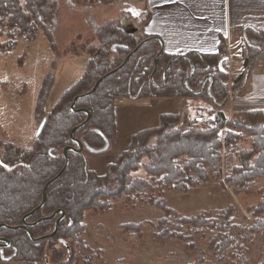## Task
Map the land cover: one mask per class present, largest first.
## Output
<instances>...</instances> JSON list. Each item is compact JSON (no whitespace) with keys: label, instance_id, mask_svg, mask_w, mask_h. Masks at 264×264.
Wrapping results in <instances>:
<instances>
[{"label":"trees","instance_id":"16d2710c","mask_svg":"<svg viewBox=\"0 0 264 264\" xmlns=\"http://www.w3.org/2000/svg\"><path fill=\"white\" fill-rule=\"evenodd\" d=\"M83 1L109 5L115 0ZM58 23L57 0H0V36L6 38L0 43V52L14 48L18 39L32 42L41 30L50 49L56 53ZM93 31L95 42L78 49L91 56L82 76L46 114L43 106L53 83L55 61L51 63V71L44 76L34 108V117L42 128L31 148L25 150L8 141H0V225H5L0 227V238L10 242L8 248H0V261L18 264H71L78 261L73 257L72 247L77 244L87 248L82 239L85 231L83 213L107 210L110 201L121 198L133 203L145 202L163 212L164 216L153 224L154 240L177 239L185 243V248L193 249V235L198 229L207 228L216 231L209 241V252L219 255L234 245L240 256L244 252L242 242L264 230V189L256 191L259 198L246 209L253 219L252 224L241 228L237 238L231 206L215 215L203 213L182 217L168 207L164 199L165 191L186 193L201 183L217 182L223 146H229L237 156L238 164L233 167L232 177L228 180L235 194L252 193L254 181L264 180V109L236 111L226 120L222 110L227 109L228 102L215 112H209L216 121L215 126L209 128L189 127L186 114L161 115L156 127L132 135L128 148L119 155L116 163L109 165L105 175H96L88 168L83 149L80 153L69 150L68 165L47 188L44 205L25 219L30 225L31 238L26 230L11 229L21 226L23 217L40 206L45 184L65 165L62 150L76 148L73 139L79 140L83 148L95 152L102 150L106 141L110 145L116 133L115 99L193 97L192 92L199 91L203 79L210 76L211 96L222 104L229 92L236 91L242 83L244 73L229 86L228 73L220 66L227 50L224 39L219 41L214 53L188 52L183 55L194 67L187 88L184 79L191 70L187 59L173 62L166 74L165 85L158 88L155 85L163 84L164 70L171 59L178 56L162 52L152 83L153 60L161 50L157 37L144 33L133 35L113 21L94 24ZM243 37L244 66L247 68L264 48V31L247 28ZM144 40L148 41L120 71L105 78L93 94L82 97L91 91L97 80L117 69ZM76 97H79L74 104L77 112L70 109ZM199 97L210 101L205 90ZM84 111L90 118L74 132L72 139V130L87 118ZM224 125L247 133L252 139L249 147H239L241 137L232 131L227 132L222 141L219 131ZM180 158H184L182 164L178 162ZM140 168L144 169V177L132 176V172ZM56 211L64 213L57 231L53 236L43 238L54 230L60 214L50 220L46 218ZM183 225L188 227L187 232H183ZM122 226L127 231L140 230L139 224Z\"/></svg>","mask_w":264,"mask_h":264},{"label":"rangeland","instance_id":"374dc122","mask_svg":"<svg viewBox=\"0 0 264 264\" xmlns=\"http://www.w3.org/2000/svg\"><path fill=\"white\" fill-rule=\"evenodd\" d=\"M144 10V0H115L109 5L83 0H57L59 23L55 31L56 53L50 49L41 30H38L32 42L18 39L14 48L0 52V141L30 149L39 127L34 108L43 78L51 71L52 61L56 62V68L43 106L44 114L82 76L91 56L78 52V49L95 42L93 25L113 21L121 23L125 31H132L133 23L140 22L139 15ZM4 41L6 38L0 36V43ZM138 100L132 104L126 99H115L113 114L116 133L107 150L92 152L83 148L87 166L96 175L108 173L109 165L116 163L119 155L128 148L132 135L141 128L132 123L148 117L145 112H150L146 107L147 102ZM199 113L208 114L202 110ZM223 129V139L227 132L232 131L241 137L239 147L250 145L252 139L247 133L224 125L219 136ZM228 150L224 160L230 171L222 174L220 167L217 182L201 183L186 193L165 191L164 199L166 205L182 217L203 213L215 215L231 206L234 210L232 224L236 226L234 235L237 238L241 235V228L252 224L253 219L246 209L256 203L259 198L256 191L264 189V180L254 181L252 193L235 194L228 180L232 177L233 167L238 164L237 156L230 147ZM183 161L184 158H180L178 162L182 164ZM144 174L143 168L132 172V176L137 177H144ZM110 203L107 210H86L83 213L85 231L82 239L87 248L74 245L73 257L79 260L71 264H87L88 261L89 264H264V230L254 234L249 241L242 242L244 252L240 253L241 257L234 245L219 255H213L207 247L216 234L215 230L198 229L193 235V249H187L185 243L177 239H153V224L164 216L160 209L125 198ZM131 223L140 225L139 232L127 231L122 226ZM182 229L187 232L188 227L183 225ZM0 264L18 263L0 261Z\"/></svg>","mask_w":264,"mask_h":264},{"label":"crops","instance_id":"0c3cea01","mask_svg":"<svg viewBox=\"0 0 264 264\" xmlns=\"http://www.w3.org/2000/svg\"><path fill=\"white\" fill-rule=\"evenodd\" d=\"M144 5L140 22L135 21L132 31L127 32L154 35L163 51L175 56L188 52L214 53L219 41L224 39L227 50L223 57L229 62V86L246 70L244 30L264 31V0H144ZM126 100L132 104L139 101ZM144 100L150 109L145 111L148 117L132 123L141 127L139 131L156 127L161 115L186 114L190 120L212 115L210 111L219 109L199 96ZM234 108L237 111L264 109V54L252 66L245 86L229 99L227 109L222 110L227 120L236 112ZM199 110L208 114L202 115ZM224 132L223 129L222 141ZM228 148L223 146L221 153L228 154Z\"/></svg>","mask_w":264,"mask_h":264},{"label":"water","instance_id":"95a60500","mask_svg":"<svg viewBox=\"0 0 264 264\" xmlns=\"http://www.w3.org/2000/svg\"><path fill=\"white\" fill-rule=\"evenodd\" d=\"M148 40H150V39H148ZM148 40H144V41H142V42H141V43H140V44H139V45H138V46H137V47H136L131 53H129V54L127 55V57L125 58V60L123 61V63H122L117 69L111 71L110 73L104 75V76L101 77L99 80H97V82L94 84V86H93V88L91 89V91H89L88 93L84 94L82 97H87V96H90L91 94H93V93L97 90L99 84H100L105 78H107L109 75H111V74H113V73H116V72L120 71V70L126 65V63L128 62V60H129V59H130V58H131V57H132V56H133V55L139 50V48L142 46V44H144V43L147 42ZM162 52H163V49L161 48L160 52L156 55V57H155L154 60H153L154 69H153L152 74H151V76H150V81H151L152 83H153V76H154V74H155L156 71H157V62H158V59L160 58ZM263 54H264V48L258 53V55H257V56L251 61V63L249 64V66L246 68L245 73H244V75H243L242 83H241V85L239 86V88H238L236 91L230 93V94L228 95V97L225 99L224 103H222V104H218V103L215 101V99L211 96L210 89H211V85H212V79H211L210 76H206V77L203 79V82H202V85H201L200 90L197 91V92H192V94H193L194 96H199V95L205 90L207 96H208L209 99H210V101H211L216 107L220 108V107L224 106V105L229 101V99H230L233 95H235L239 90H241V89L245 86V84H246V82H247V80H248L249 73H250V70H251L252 66L255 64V62H256V61H257V60H258ZM180 59H187V60H188V58L185 57V56H178V57H174L173 59H171V61L169 62L168 66L166 67V69L164 70V73H163V79H164V80H163V84L160 85V86H157V85L154 84L156 87H158V88H162V87L165 85V83H166V74H167V72H168V70H169L171 64H172L173 62L177 61V60H180ZM188 61H189V64H190L191 70H190V74L184 79V84H185V87H186V88H187V80H188V79L193 75V73H194V67H193V64H192V62H191L190 60H188ZM207 83H208V85H207ZM78 98H79V97H76V98L73 100V103H72V105H71V107H70V109H71L72 111L77 112L76 110H74V104H75V102H76V100H77ZM84 112L87 114V118H86V120H85L82 124H80L79 126L75 127V128L72 130V132H71V138H72V139H73V134H74V132H75L77 129H79V128H81L82 126H84V125L88 122V120H89V118H90L89 114H88L86 111H84ZM41 128H42V124L39 125L38 130H37V133H36V136L39 134ZM73 140H74V142L77 144V148L65 147V148L62 150V154H63L64 159H65V165H64L63 169H62V170H61V171H60V172H59V173H58L53 179L49 180V181L45 184V186H44V188H43V192H42V202H41L40 206L37 207L36 209H34L33 211H31L30 213H28L27 215H25V216L23 217L21 226L16 227V228H11V229L15 230V229H18V228H19V229L26 230V231L28 232L30 238H31V235H30V233H29V231H28V227H29L30 225L27 224V223L25 222V219H26L28 216L32 215L36 210L40 209V208L44 205V203H45V201H46V190H47V188H48L53 182H55V181L61 176V174L64 172V170L66 169V167H67V165H68L67 152H68L69 150L74 151L75 153H80V152L82 151V149H83V145H82V143H81L79 140H76V139H73ZM108 148H109V142L106 141V142H105V147H104L102 150L98 151V152L105 151V150H107ZM90 151L95 152V151H93V150H90ZM56 214H60V216H59V218H58V219L56 220V222H55V226H54V230H53V232H52L50 235H48V236H46V237H43V238L51 237V236H53V235L56 233V231H57V227H58V223H59L60 220L63 218L64 213H63L62 211H56L53 215H51L50 217L46 218L47 220L53 219V218L56 216ZM39 221H40V220H39ZM39 221H37V222H39ZM0 227H5V225L1 224ZM62 243H64V242H62ZM64 245L66 246L67 250L69 251L68 246H67L65 243H64ZM9 246H10V242H9L7 239L0 238V248H1V249L8 248Z\"/></svg>","mask_w":264,"mask_h":264},{"label":"built area","instance_id":"2783aa9c","mask_svg":"<svg viewBox=\"0 0 264 264\" xmlns=\"http://www.w3.org/2000/svg\"><path fill=\"white\" fill-rule=\"evenodd\" d=\"M220 66L228 73L229 69V62L226 57H222L220 61ZM216 124V121L213 117V115H207V116H195L193 119L188 120V126H200L204 128L214 127ZM222 155V165H221V173L225 174L228 173L229 167L225 164V154L221 153ZM222 182L224 185H226V182L222 179ZM227 186V185H226Z\"/></svg>","mask_w":264,"mask_h":264}]
</instances>
